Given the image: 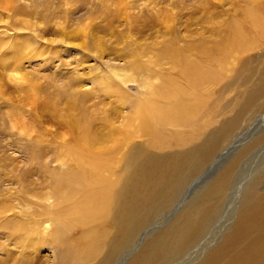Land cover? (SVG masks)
I'll return each mask as SVG.
<instances>
[{"label": "rangeland", "instance_id": "obj_1", "mask_svg": "<svg viewBox=\"0 0 264 264\" xmlns=\"http://www.w3.org/2000/svg\"><path fill=\"white\" fill-rule=\"evenodd\" d=\"M263 4L264 0H0V264H66L72 251L71 264H96L102 254L83 252L81 247L96 226L113 227L109 221L114 191L131 146L143 143L149 151L166 155L211 140L212 132L225 129L244 107L246 89L241 83L251 63L256 65L252 87L261 89L259 97H264V33L254 28L250 17L254 10L264 17ZM235 24L248 45L222 56L224 43L235 37ZM172 46L214 78L192 89L176 56L165 54ZM162 51L166 56L160 60ZM163 82L186 89L182 100L192 101L197 93L203 101L185 122L156 126L152 136L167 142V147L157 148L142 132L136 109L152 106L151 89ZM160 99L158 103L169 104ZM248 110L176 198L174 204L186 206L252 146L240 163L227 213L194 252L174 264L199 262L207 247L230 229L243 192L264 170V125L257 120L264 115V105L252 103ZM69 120L90 121L87 134L99 140L93 141V153L107 164L110 185L105 189L111 192L94 219L69 210L83 187L89 188L91 176L84 175L83 185L73 190L58 185L68 168L66 146L75 132ZM255 141L260 143L251 145ZM174 207L146 219L129 255L141 248L148 231L167 227L175 219ZM134 228L132 224L128 231Z\"/></svg>", "mask_w": 264, "mask_h": 264}, {"label": "bare ground", "instance_id": "obj_2", "mask_svg": "<svg viewBox=\"0 0 264 264\" xmlns=\"http://www.w3.org/2000/svg\"><path fill=\"white\" fill-rule=\"evenodd\" d=\"M261 7L264 9V4ZM253 12H250V17L256 22L254 28H260L264 33V21L262 20L264 17L261 18L262 14L259 16ZM236 27L238 26L235 24L234 39L228 40L222 46V56L229 49H245L248 45L241 41V30L239 31ZM167 49H165L166 53L161 52L159 59L161 60L166 55L171 54L176 56V63L178 66H182V72L192 89H198L204 80L214 78L211 77L210 71V73L202 71L200 69L202 66L199 67L193 61L188 62L173 46L172 49ZM208 53L206 56H209ZM215 57L214 60L218 58L215 59ZM213 61L210 64L214 63ZM217 62L220 61L217 59ZM247 63L248 61H246ZM255 67L256 65L251 63L247 69L249 72L247 80H243L245 84L240 82L246 89L243 97L244 107L233 120L228 121L225 129L219 128L213 131L209 136L211 140L206 138L203 144L188 149H179L166 155L149 151L143 143H137L130 147V156L127 157L126 161L127 168L125 167V171H122L120 186L117 191H114L113 215L109 221L113 227L106 229L105 225L96 226V231L92 230L85 235V242L81 247L83 252L90 250L92 254H102L96 264H117L124 257L126 260L123 264H174L183 259L186 254L194 252L207 239V236L212 234V230L227 213L229 198L241 167L240 163L250 153L252 146L242 151L240 156L224 171L212 177L204 189L196 192V195L191 199L195 198L193 201H188L186 206L177 204L178 202L174 203L190 177L201 171L206 162L212 158L214 147L221 140H226L229 137V133L238 120L245 119L249 115V106L252 103L256 107L261 104L264 105V97H259L261 89L256 90L252 87V76L256 74V72H252V69L255 70ZM263 73L264 69L260 72L261 77ZM186 94V89L171 88L163 82L162 85L151 89L152 106L137 107L136 114L141 120L142 132L145 133V136L152 137L153 146L157 148L167 147V142L165 143L163 140L158 142L152 136L155 134L156 126L181 124L189 119L188 114L196 112L201 105L203 100L199 98L197 93L195 96L191 94L193 96L192 101L182 100ZM87 96L85 94L82 97L87 98ZM159 98L169 101V104L158 103L157 99L159 100ZM150 109L152 110L149 112ZM257 120L259 125H264V115H259ZM70 121L68 122L71 123L72 121ZM89 122L74 121L71 124L70 129L72 131V127L75 126V132L72 134L71 142L66 146L68 168L66 173L64 172L65 175L58 179V185L64 183L67 189L73 190L77 186L83 185L84 175L86 177L91 176L92 179L87 182L89 188L83 187V190L78 194V201L69 210L71 209L70 213H83L94 219L102 207L103 198H109L111 190L105 189L106 186L110 185L109 177H105L107 164L101 155H94L93 153V141L99 140L91 138L87 134ZM260 141H255L251 145L256 143L257 146ZM211 143L213 145H210ZM55 191L59 196L61 188L58 187ZM166 207L168 209L176 208L175 219L167 227L148 231L144 235L141 248L129 255L134 251L132 247L138 234L146 227L144 225L146 219ZM132 224L135 225L134 230L128 231V226H132ZM128 252L130 253L128 254ZM67 258L66 264H71L73 251ZM88 260L91 263L93 259L88 257ZM196 264H264V170L252 179V182L243 192L236 219L230 229L226 230L215 244H210L207 247Z\"/></svg>", "mask_w": 264, "mask_h": 264}]
</instances>
